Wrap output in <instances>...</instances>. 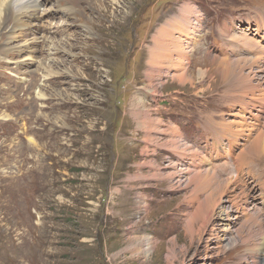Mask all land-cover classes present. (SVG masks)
<instances>
[{
  "label": "rangeland",
  "instance_id": "1",
  "mask_svg": "<svg viewBox=\"0 0 264 264\" xmlns=\"http://www.w3.org/2000/svg\"><path fill=\"white\" fill-rule=\"evenodd\" d=\"M64 2L62 13L32 20L43 27L32 24L0 51V264H264L252 255L261 237L250 222L240 223L233 247L211 250L216 244L207 242L208 232L220 220L212 217L216 199L210 187L196 186V173L204 170L179 169L180 156L194 159L188 150L173 147L183 142L202 169L233 175L229 157L222 164L213 152L204 157L199 141L197 148L185 141L181 129L189 137L201 133L202 143L209 133L214 150L220 153L217 142L227 150L230 135L217 124L248 97L235 79L237 67L234 76L221 75L220 59L235 54L221 29L228 24L234 35L259 38L252 29L255 18L264 20V0ZM189 5L194 16L184 20ZM169 22L191 23L194 32L185 41L173 32L166 51L156 38ZM35 37L38 50L30 51L24 40ZM57 40L67 45L51 53ZM29 55L35 59L26 60ZM182 55L177 70L172 66ZM179 73L191 80L180 84ZM37 89L46 96L37 99ZM254 159L242 170L252 185L264 180V164ZM255 168L262 177L247 171ZM227 194L216 197L222 209L230 205Z\"/></svg>",
  "mask_w": 264,
  "mask_h": 264
},
{
  "label": "bare ground",
  "instance_id": "2",
  "mask_svg": "<svg viewBox=\"0 0 264 264\" xmlns=\"http://www.w3.org/2000/svg\"><path fill=\"white\" fill-rule=\"evenodd\" d=\"M64 1L65 0H57L56 4L58 5V3H60V2L63 3ZM112 1L120 2V0H112ZM47 2L49 3V0H0V47H2V49H0V51L5 52L4 46L6 45L7 39H9V41L12 39L13 40L18 39L21 35H23L24 33L26 34V32H28L26 30H28V29L32 30V29H30V26L32 24L37 25V26H33V27H37L36 30L41 29L43 26H41V24L40 25L38 24V22L41 19V15H44L45 13L47 14V12L53 13V15H55L56 12L60 11V9L56 8L55 3H54L55 5H53L51 7V9L41 10L43 6L44 7L46 6L45 4ZM193 9H194L193 6H190V5L184 6L182 9L183 17L187 16V18H189V17L194 16L193 11H192ZM60 13H62V12H60ZM46 17H48V14ZM185 17H184V20H185ZM262 17H261V20H263ZM32 20H37L38 22L32 21ZM69 20L70 19H66V20H64L65 22H62V23H68ZM179 20H181V18H179L176 21H179ZM184 22L186 23L187 21H184ZM167 24L168 25L164 26L159 32H157L158 36L156 38L157 45H161V47L166 51H170L171 45L167 41H168V37L170 35H172L173 32H177L179 34L177 37L181 36L180 38L183 41H185V40H187V38H189V36L191 35V32H194L193 29L190 31L188 28L191 23L186 24L185 27L182 26V22H175V23L169 22ZM102 29H104V28H102ZM232 30H233V27L228 25V24L226 26H224L223 29H221L223 36L225 38H228L226 40V46H227L226 48L231 47V49L234 50L235 54H234V56H229L228 53L224 54L223 58L220 59V64H221L220 65V71L222 73L221 75H223L225 77L234 76L232 74V72H233L232 67L233 66H234V68L237 67V69L239 70L237 72L239 74V76L236 77L235 79L238 81V84L242 88V90H244V92H242L241 95L247 96L248 99L246 101H244L242 98V99H239L238 101H236L238 103L237 109L234 110L230 114L231 116L229 117V120L225 121L223 123L220 122L217 124V125L221 126V128L223 129L222 132H224L225 135H228V134L230 135V138H228V137L226 138V136H225V138L229 142L227 150L226 149L221 150V147L223 145V144H221V142H217V143L215 142L216 144H214V145L218 146L217 149L220 151V153H218V151H217L218 156L225 157L226 158L225 161H229L228 157L230 158V166L233 168V171H232L233 175L229 176L228 178H226V177L223 178V177L219 176L217 174V172H214L213 170L205 168V170H204L205 172L204 173L202 172L203 174H200L201 176H199V174L196 173V177L197 176H199V177L198 178L195 177V179L197 181V182L196 181L195 182L197 184L196 186L201 185L203 188H204V186L210 187V188H206V190L210 189L211 190L210 195L216 199V202L213 201L215 203H214V206L212 208V213H213L212 217L219 216L220 220H214L213 221V224H211V231L209 229L208 236L206 235L208 243L214 241V243L216 244L213 247H211V250L212 249L217 250V249H221V248L227 247V246L233 247L237 242V240H236L237 236L240 235L239 230H238V226H240V223L243 225L242 222H248V223L250 222V223L257 225L258 230L260 231L259 237H261V238H260L259 244L256 247L255 246L253 247L254 250L252 252V255L254 256V258H258L259 256L264 257V216L261 213V204H259L260 201H258L259 197H260V196H258L259 192L263 191L262 194H263V198H264V180H261L259 178L260 181H256L257 184L254 182L255 184L252 185V183H250V181L244 177L242 170L244 167L243 165L245 163H248L250 160L255 161V159H254L255 157L257 159H261V162H263L262 161L263 158L261 157L262 156L261 152L264 153V43H263L264 33L262 35H258L259 38H253V37H250L249 35L247 36V34L244 32L242 33V35H234ZM252 30L256 31L257 33H259V32L262 33L263 28H262V26L257 25ZM6 35H8V36L6 37ZM229 35L231 36V38L229 37ZM183 36H185V38ZM255 36H257V35H255ZM40 40L41 39L39 37L32 38V40H26V41L24 40L23 45L28 46L30 51L31 50L37 51L38 50L37 47H38ZM45 40H46V37H45ZM174 40L175 39H173V41ZM177 42L178 41H176V43ZM43 43L45 44V41ZM239 44H240V46L244 47V49L247 51V54L249 53L251 56H248L247 54L240 56V54L238 53ZM66 45H67V43L64 44L65 47H66ZM181 45H182V43L180 44V46ZM64 46L60 40H57V42L50 43L49 51L51 53L60 52V49H62ZM187 48H188V50H187L188 52L192 50V47H191V49H190V47H187ZM7 49H11V48H7ZM16 51H15L16 53H21L23 51V49L21 47H19L16 49ZM16 53H12V55H15ZM47 53H48V51H47ZM33 56L34 55L27 56L26 60L35 59V58H33ZM184 56H186V55H184ZM178 58H179L178 63H176V64L174 63L172 66V67H175V69H177V70L182 68V64H183L184 59H185V58L183 59V55L178 56ZM39 67H40V70H42L41 74L47 73V77H48L49 68H48V65L46 64V62L44 64L40 62ZM45 76L46 75H44V77ZM177 76H178V80H179L180 84H184L185 82L191 80V79H188L187 76H185V74H182V73H179ZM37 91H38V89H37ZM46 91H47V89H46ZM41 92L43 93V91H41V90L38 91L37 96H36L37 99L38 98L42 99L43 97L46 96V94L44 95V93H43V95H44L43 96L41 94ZM35 94H36V92H35ZM137 98L140 99V97H137ZM236 102H234V103H236ZM178 129L176 126H173V125L171 127V130H173V131L175 130V131H177V133H178ZM212 132L216 135L218 130L217 131L212 130ZM216 137H218V135H216ZM219 139H216V141H219ZM180 141H181V139L179 140V142ZM168 143L176 145L177 140H175V139L172 140V138H171V139H169ZM173 147H175V149L183 150L182 153H184V151L188 150V155L193 157L194 160L197 159L196 158V156H197L196 151L192 150L190 148V146L184 145L183 142H182V144H179V145H176ZM248 154L253 156V157H251L252 159L251 158L248 159V157H247ZM183 155H185V154H182V156ZM261 162L259 161L260 164H264ZM249 164H250V162H249ZM256 165L257 164L254 163V166H256ZM248 167H250V165ZM245 168H246V165H245ZM259 168H261V167H259ZM179 169H184V168H179ZM255 170H257V169L255 168ZM247 171H250V175L255 177V179H257V177H259V176H257V174L261 176V172H262V170H260V169L255 171L256 173H253L251 170H248V169H247ZM263 171H264V169H263ZM176 173H177V171H176ZM188 173H190V172H188ZM193 173H192V175H193ZM223 173H224V171H223ZM183 174L184 173H182V172H178L179 177H182ZM263 174H264V172H262V175ZM245 175H247V174H245ZM191 177L193 178L194 175ZM192 178L191 179L189 178L191 183L194 179V178L193 179ZM185 183H187V182H185ZM191 183H188V184H191ZM188 184H186V185L189 186ZM214 185H216V187L214 189H211V186H214ZM196 189L197 188H195V190ZM195 190H193V192ZM197 193H198V191H197ZM221 194H223V195L227 194L226 198L228 199L227 201L230 204L225 209H222L223 208L222 204H220L218 198H216V197L220 196ZM203 208H205V207L203 206ZM201 214H202V212H201ZM197 216H199V215H197ZM208 216H210V215H208ZM252 233H254V232L252 231ZM254 234H257V233H254ZM246 239H245V241H248ZM241 241H243V240H241ZM209 251H210V249H209ZM255 261H257V259Z\"/></svg>",
  "mask_w": 264,
  "mask_h": 264
},
{
  "label": "built area",
  "instance_id": "3",
  "mask_svg": "<svg viewBox=\"0 0 264 264\" xmlns=\"http://www.w3.org/2000/svg\"><path fill=\"white\" fill-rule=\"evenodd\" d=\"M189 159V160H188ZM177 162H179V168H186V169H189L190 172H195V171H200V170H205L202 169L201 165H199L200 162H198V160H194V159H191V158H188V157H179L177 159ZM201 167V168H199ZM189 174V173H188Z\"/></svg>",
  "mask_w": 264,
  "mask_h": 264
},
{
  "label": "crops",
  "instance_id": "4",
  "mask_svg": "<svg viewBox=\"0 0 264 264\" xmlns=\"http://www.w3.org/2000/svg\"><path fill=\"white\" fill-rule=\"evenodd\" d=\"M182 136H183V135H182ZM182 138H183V137H182ZM183 139H184V138H183ZM186 156H187V155H185L184 157H186ZM170 234H171V233H170ZM171 236H172V234H171ZM171 236H170V237H171Z\"/></svg>",
  "mask_w": 264,
  "mask_h": 264
}]
</instances>
